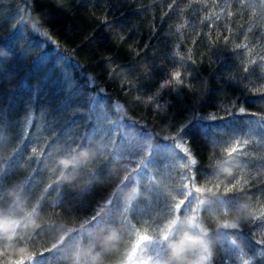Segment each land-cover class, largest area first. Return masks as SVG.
I'll return each mask as SVG.
<instances>
[{"label":"trees","instance_id":"1","mask_svg":"<svg viewBox=\"0 0 264 264\" xmlns=\"http://www.w3.org/2000/svg\"><path fill=\"white\" fill-rule=\"evenodd\" d=\"M97 96L133 133L177 156L185 147L191 163L167 174V193L154 183L128 207L132 169L97 122ZM73 157L72 179L59 180L58 160ZM223 180L243 190L200 205L196 187ZM187 203L212 229V264L228 263L233 238L264 264V0H0V212L39 224L12 245L30 247V264H71L87 250L120 264L140 232H161L177 211L167 261L169 243L199 235ZM225 209L239 227H216Z\"/></svg>","mask_w":264,"mask_h":264},{"label":"clouds","instance_id":"2","mask_svg":"<svg viewBox=\"0 0 264 264\" xmlns=\"http://www.w3.org/2000/svg\"><path fill=\"white\" fill-rule=\"evenodd\" d=\"M237 151L238 150H235V148L229 149L227 150V156L232 158ZM81 157L84 160H88L91 158V154L88 150H85L81 153ZM76 163V157H73L72 159L60 158L58 160V165L65 171L60 173L58 179L71 180L72 178L66 176L65 172L68 168L74 167ZM192 163H196L195 159H193ZM220 173L227 178H231L235 174V170L233 167L222 166L220 168ZM239 185V180H236L232 184H229L227 180H223L214 186L207 184L198 185L195 191L202 197L199 203L200 205H203L206 202L204 197H206L207 194L216 195L223 193L224 195H227L235 190L242 191L243 189L240 188ZM197 189H199V191H197ZM139 195V187H134L126 196L128 207H131L132 202L137 199ZM248 215L253 219L260 218V216L254 211H250ZM223 216V219L216 220L217 228L234 229L239 227V222L242 218L240 215L232 216V214L225 209ZM243 218L247 219L248 217ZM178 223V220H173L170 225H166L161 232V239L165 242L170 241L173 231ZM187 223L190 227H195L198 230L199 235H193L189 232H185L182 238L168 244L170 253L167 261L148 260L146 264H212L214 256L213 241L211 240L212 229L201 222V218L198 216H192ZM38 227L39 224L34 218H30L27 223H24L19 219H14L5 215L3 212H0V239L9 242L4 248L0 249V264H22V262L23 264H30L36 255L31 251L30 247L23 244L14 247L11 242L17 240L18 232L21 229H35ZM147 237L148 239L145 240V244L151 242L153 239L152 236ZM117 239L118 235L115 231L111 232L106 237L107 241H116ZM130 255L131 250H129V252L125 255V258L120 262V264H134L132 260L128 259V256ZM87 257H90V260L87 259ZM100 261L101 256L99 253L93 255L91 250H87L83 253H74L71 264H100ZM135 264H140L139 258H137Z\"/></svg>","mask_w":264,"mask_h":264},{"label":"rangeland","instance_id":"3","mask_svg":"<svg viewBox=\"0 0 264 264\" xmlns=\"http://www.w3.org/2000/svg\"><path fill=\"white\" fill-rule=\"evenodd\" d=\"M92 106L94 107L98 124L105 128V130L112 132L113 136H115L116 157L121 160L125 159L132 169V182L134 187H139L140 191L142 188L149 191V188L155 183L160 192L164 194L167 193L161 190V187H166L163 186V182L166 180L167 174H169L168 176L170 177V175L177 172V168L182 169L184 167L183 165L186 163V159L191 163L185 147H180V154L177 156L176 150H174L172 145L157 146L152 142L151 136L133 133L125 123L123 124L121 121H117L116 119L113 120L109 117L103 104L100 103L99 96L94 98ZM176 157L178 159H176ZM159 161H161L160 165H158ZM186 194L189 196L187 190ZM119 203L121 204V208H124L125 197L121 200L119 199ZM180 208L178 209L180 210ZM197 209L198 208L193 206L192 203H187L184 208V215L187 221L193 216L192 214L195 213ZM178 218L176 211L174 220H178ZM161 232H140L138 236L139 241L135 244L129 256V260H132L134 264L137 258H139L140 264H146L148 260H161V257L165 253V241L161 239ZM141 236H152L153 239L151 242L145 244V241L141 243ZM229 241L230 245L228 250L230 254L229 259H226V261H228L227 264H250L252 261L251 254L244 253L242 251L243 248L234 238L229 239ZM133 253H135V256H133Z\"/></svg>","mask_w":264,"mask_h":264},{"label":"snow or ice","instance_id":"4","mask_svg":"<svg viewBox=\"0 0 264 264\" xmlns=\"http://www.w3.org/2000/svg\"><path fill=\"white\" fill-rule=\"evenodd\" d=\"M235 150H238V147H235ZM197 191H199V189H197ZM148 239V237L147 236H141L140 237V241H141V243H143L145 240H147ZM133 256H135V253H133ZM22 264H23V262H22Z\"/></svg>","mask_w":264,"mask_h":264}]
</instances>
